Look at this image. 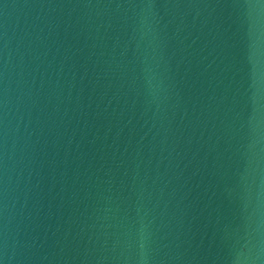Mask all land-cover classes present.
Here are the masks:
<instances>
[{
  "label": "water",
  "instance_id": "obj_1",
  "mask_svg": "<svg viewBox=\"0 0 264 264\" xmlns=\"http://www.w3.org/2000/svg\"><path fill=\"white\" fill-rule=\"evenodd\" d=\"M0 264H264V0H0Z\"/></svg>",
  "mask_w": 264,
  "mask_h": 264
}]
</instances>
